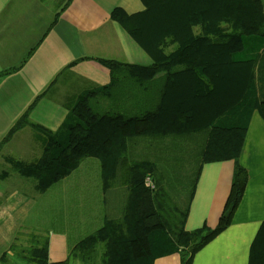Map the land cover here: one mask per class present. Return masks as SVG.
<instances>
[{
  "label": "trees",
  "instance_id": "1",
  "mask_svg": "<svg viewBox=\"0 0 264 264\" xmlns=\"http://www.w3.org/2000/svg\"><path fill=\"white\" fill-rule=\"evenodd\" d=\"M263 2L140 0V12L128 15L114 9L110 18L151 65L97 60L109 71L110 82L83 91L68 104L55 132L30 124L24 114L1 141L0 150L18 130L31 128L40 156L31 162L4 161L31 180L37 194L92 158L99 163L103 193L116 195L118 214L105 216L103 226L78 242L64 263L153 264L177 253L180 264H191L228 227L246 185L238 158L249 119L257 112L264 121ZM199 132L207 138L198 172L205 163L233 161L230 191L217 225L192 231L179 248L156 212L153 189L145 183L154 166L128 159L127 140ZM47 246L44 232L22 228L8 252L24 264H47ZM0 264L11 262L4 254ZM248 264H264V222L251 244Z\"/></svg>",
  "mask_w": 264,
  "mask_h": 264
},
{
  "label": "crops",
  "instance_id": "2",
  "mask_svg": "<svg viewBox=\"0 0 264 264\" xmlns=\"http://www.w3.org/2000/svg\"><path fill=\"white\" fill-rule=\"evenodd\" d=\"M114 9L130 15L143 8L140 0H0V143L24 114L30 124L55 132L68 104L83 91L110 82L109 71L97 60L151 65L110 18ZM206 138L207 133L199 132L127 140L128 159L154 166L148 179L153 204L179 248L192 231L217 225L230 191L233 161L205 163L198 172ZM177 150L185 152L184 161ZM39 156L29 126L0 150V175H7L0 178V258L5 254L14 261L8 249L23 228L47 235V264H77L64 262L78 242L103 226L105 216L118 214L116 195L103 193L99 163L92 158L43 194L4 161L31 162ZM194 161L197 179L192 195L190 191L184 199L167 184L178 182L177 167ZM238 162L246 172L240 202L228 227L191 264H248L264 222V121L257 112L249 119ZM153 264H180L179 255L157 258Z\"/></svg>",
  "mask_w": 264,
  "mask_h": 264
},
{
  "label": "rangeland",
  "instance_id": "3",
  "mask_svg": "<svg viewBox=\"0 0 264 264\" xmlns=\"http://www.w3.org/2000/svg\"><path fill=\"white\" fill-rule=\"evenodd\" d=\"M263 4H264V2H263ZM175 154L178 155V159L182 158V160L184 161L185 152L183 150H177L175 152ZM196 166H197V161H194V162H192V164H188L186 166L180 165L179 167H177L178 174L175 176V180H178V182L167 184V186L169 185L168 189H170V188L173 189L174 191H176L175 193H178L180 196H182L184 199H186L188 197V194L191 191L192 184L194 182ZM179 180H181V181H179ZM29 182H32V181L29 180ZM149 185H151V183ZM164 187H166V186H164ZM119 205H121L120 202H119ZM24 233H26V232H24ZM22 235H23V237H21L20 240L24 241L26 239V235L25 234H22ZM20 243L23 244V242H20ZM11 264H22V261L15 257L14 261H12Z\"/></svg>",
  "mask_w": 264,
  "mask_h": 264
},
{
  "label": "built area",
  "instance_id": "4",
  "mask_svg": "<svg viewBox=\"0 0 264 264\" xmlns=\"http://www.w3.org/2000/svg\"><path fill=\"white\" fill-rule=\"evenodd\" d=\"M145 183H146V186H148V187H150L151 189H153V187H152L151 185H149V184H150V182H149V180H148V179H146Z\"/></svg>",
  "mask_w": 264,
  "mask_h": 264
}]
</instances>
